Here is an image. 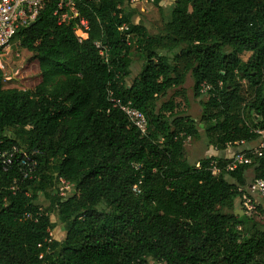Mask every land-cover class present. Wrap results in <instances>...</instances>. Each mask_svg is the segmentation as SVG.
Returning a JSON list of instances; mask_svg holds the SVG:
<instances>
[{"label":"trees","instance_id":"16d2710c","mask_svg":"<svg viewBox=\"0 0 264 264\" xmlns=\"http://www.w3.org/2000/svg\"><path fill=\"white\" fill-rule=\"evenodd\" d=\"M74 1L89 23L84 41L76 20L59 22L58 0L14 37L38 64L34 88L5 85L0 68V149L42 151L36 178H23L16 165L0 167V264H264V228L236 203L250 181L264 177V159L247 153L251 161L233 170L216 155L191 163L184 145L199 136L195 119L171 100L157 104L190 71L196 96L204 81L212 86L202 108L209 145L224 150L257 139L264 0H174L159 33L134 22L124 0ZM131 39L143 66L129 82ZM97 40L108 47L107 60ZM243 80L253 96L241 119L232 110ZM109 89L145 113L146 135L113 107ZM54 174L78 193H53ZM53 214L66 230L61 240L50 235Z\"/></svg>","mask_w":264,"mask_h":264},{"label":"rangeland","instance_id":"374dc122","mask_svg":"<svg viewBox=\"0 0 264 264\" xmlns=\"http://www.w3.org/2000/svg\"><path fill=\"white\" fill-rule=\"evenodd\" d=\"M174 0H124L122 6L128 10H133V21L143 23L150 33H159L164 28V18L168 10L173 5ZM131 42V58L132 66L127 80L130 82L141 71L143 66V58L139 53L134 39ZM250 52L241 54L243 60H247ZM31 53L24 48H21L18 39H15L11 46L10 52L5 58L6 68L5 85L16 86L19 88L32 89L40 82V72L38 64L31 59ZM184 59L178 61V66L183 68ZM242 93L235 101L232 112L234 116H240L241 119L246 116L245 106L252 99L253 90L247 86L245 80L242 81ZM180 90V91H179ZM209 92L201 93L196 96L194 93V79L190 71L185 74L184 82L181 87L170 89L166 96L161 97L157 104L158 107L162 102L171 100L176 104L175 111L189 115L195 119L199 136L188 137L184 145L185 156L191 163L200 161L205 155H215L217 157L229 158L233 153L242 148V146H229L224 150H218L213 144L209 145L206 135L207 124L202 119L203 104L209 100ZM247 176L253 178V171L248 170ZM256 208L252 211L247 210V214L258 221L264 228V196H253ZM39 201L44 207L49 206V200L44 195H39ZM238 211L243 212L241 200L236 199ZM261 206V208L258 207ZM52 220L55 222V227L52 229L54 239L61 240L66 235L64 224L59 220L56 214L52 215ZM148 264H161L160 262L149 259Z\"/></svg>","mask_w":264,"mask_h":264},{"label":"built area","instance_id":"2783aa9c","mask_svg":"<svg viewBox=\"0 0 264 264\" xmlns=\"http://www.w3.org/2000/svg\"><path fill=\"white\" fill-rule=\"evenodd\" d=\"M49 1L51 0H0L1 69L4 70L6 68L5 58L11 50L17 31L34 22L40 11ZM89 1L97 2L99 0ZM55 13L59 14L60 23L64 19L76 20L74 32L79 42L84 41L88 37V20L80 16L74 0H58V10ZM94 44L100 55L107 60L106 55L108 53V47L101 40L95 41ZM211 88V84L206 81L201 84L202 93L208 92ZM108 98L113 107L121 109L127 115L130 122L140 130L141 134L146 135L148 131V120L144 112L133 106L131 101L125 102L116 97L111 89L108 90ZM256 132L259 136L257 139L253 140L255 142L253 146L246 147L245 145L247 142L244 140L240 141V146H242V148L236 150L233 155L228 158L226 163L227 170H233L239 164L250 162L251 158L247 153L264 159V129H256ZM244 146L245 149H243ZM41 153L42 151L40 149L25 150L15 144L11 145L7 148L0 149V167L8 171L16 165L21 170L23 178H36L38 177L36 174L39 165L38 156ZM213 163H217V161L213 160ZM212 171L214 174H217L220 169L215 166L212 168ZM53 181L54 184L51 190L62 198L73 196L78 193L76 185L62 176L54 174ZM11 188L13 190L16 189L15 186ZM246 190L247 192H244L242 196L243 212H247V210L252 211L256 208L253 196H264V177H259L250 181L246 186ZM133 191L138 193L140 191L139 186H134ZM39 210L41 211L42 208H39ZM27 216L32 217L30 213ZM50 235L52 237V230H50ZM49 240H51V238Z\"/></svg>","mask_w":264,"mask_h":264},{"label":"crops","instance_id":"0c3cea01","mask_svg":"<svg viewBox=\"0 0 264 264\" xmlns=\"http://www.w3.org/2000/svg\"><path fill=\"white\" fill-rule=\"evenodd\" d=\"M255 144V142L253 141V142H249V143H247L245 146L246 147H249V146H253ZM244 146V147H245ZM216 155V154H215ZM207 156H209V155H207ZM49 205V204H48Z\"/></svg>","mask_w":264,"mask_h":264},{"label":"water","instance_id":"95a60500","mask_svg":"<svg viewBox=\"0 0 264 264\" xmlns=\"http://www.w3.org/2000/svg\"><path fill=\"white\" fill-rule=\"evenodd\" d=\"M237 212H238L239 214H243V213H244V212H242V211L239 212L238 210H237Z\"/></svg>","mask_w":264,"mask_h":264}]
</instances>
